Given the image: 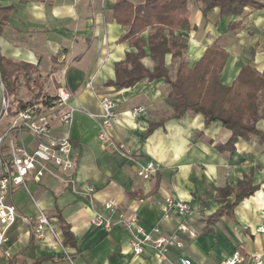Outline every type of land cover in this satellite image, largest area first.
I'll return each instance as SVG.
<instances>
[{"label": "crops", "instance_id": "1", "mask_svg": "<svg viewBox=\"0 0 264 264\" xmlns=\"http://www.w3.org/2000/svg\"><path fill=\"white\" fill-rule=\"evenodd\" d=\"M117 1L0 0V7L15 8L0 36V83L7 81L16 99L23 102L40 96L54 98L63 86L72 93L71 107L75 109L67 126L52 120L54 137L71 138L75 168L69 175L73 182L63 181L70 178L67 175L60 179L47 175L39 184L30 177L26 186L11 190L8 202L33 221L30 225L19 221L11 229L12 256L1 259L5 264H70L68 257L76 250L62 248L51 235L45 241L35 239L33 224L42 210L52 222L58 223L60 215L71 227L78 248L72 260L76 264H163L151 249L135 255L129 246L130 235L122 225L108 230L93 226L91 221L95 211L103 213L104 205L113 203L137 218L146 231L160 226L165 233H173L178 217L163 220L160 209L164 199L172 196L191 204L190 223L197 232L196 238L182 234L185 247L171 251L172 263L184 256L193 264H222L236 251L246 256L243 264H254V255H261L264 261V143L257 138L239 139L232 153H219L216 146L227 143L231 131L219 121L206 126L203 115L191 113L166 121L146 138L151 121L171 114L169 86L163 79H145L122 90L108 84L116 80L115 64L132 51L128 43H119L125 29L113 18ZM188 5L191 28L177 34L188 40L190 67L213 40H219L229 53L221 75L224 85H231L247 65L264 71V8L247 9L241 17L222 18L217 8L203 14L194 0ZM232 21H241L242 27L229 31ZM166 60L169 65L171 56ZM144 63L153 67L150 58ZM1 96L0 88V112ZM103 96L117 105L116 118L107 129L112 145L106 149L98 138ZM38 106L48 114L60 115L59 110L43 103ZM140 107L146 112L132 117ZM10 122L2 120L0 131L8 130ZM257 127L264 132V119ZM10 140L29 150L40 141L27 130L11 131L3 148L5 157H9ZM149 162L159 163L160 170L148 180L137 177V170ZM247 177L258 188L256 193L234 208L232 218L222 217L210 226L211 232H203L206 219L224 205L218 201L217 191L227 185L237 187ZM85 185L95 189L93 206L81 194ZM227 200L232 202L233 196ZM58 236L62 238L61 229Z\"/></svg>", "mask_w": 264, "mask_h": 264}, {"label": "trees", "instance_id": "2", "mask_svg": "<svg viewBox=\"0 0 264 264\" xmlns=\"http://www.w3.org/2000/svg\"><path fill=\"white\" fill-rule=\"evenodd\" d=\"M188 2L189 0H141L140 4H134L129 0H118L115 3L112 9L113 18L125 29L119 43H128L132 51L126 53L124 60L115 64L116 80L108 84L122 90L133 88L145 79L150 82L163 79L169 86L171 114L159 121H151L145 134L146 138L166 121L180 120L191 113L203 115L206 126L219 121L231 131L229 141L216 146L219 153H232L239 139L250 141L257 138L264 143V132L257 127L264 119V71L259 72L251 65H247L241 69L231 85H224L221 82V75L229 59V53L219 44V40H213L200 60L190 67L187 61L188 40L177 34L191 28ZM194 2L203 14L219 9L222 18L241 17L247 9L257 11L264 8V3L258 0H194ZM14 13L13 6L0 7V36ZM241 27V21H232L229 24V31L235 32ZM192 29L195 30L196 26ZM167 56H171L169 65ZM146 58L153 62L152 68L145 65ZM0 70L2 75L1 55ZM3 85L7 95L12 92L4 79ZM54 99L55 97L48 96L36 97L30 102H21V109L40 103L52 107ZM257 189L248 177L240 181L237 187L227 185L220 188L216 196L224 205L206 219L207 226L203 232H211L210 226L222 217L232 218L234 208L240 202L250 199ZM230 196H233L232 202L227 200ZM57 217L63 247L74 249L77 254V243L71 227L62 216ZM76 254H71L68 259L74 260Z\"/></svg>", "mask_w": 264, "mask_h": 264}, {"label": "built area", "instance_id": "3", "mask_svg": "<svg viewBox=\"0 0 264 264\" xmlns=\"http://www.w3.org/2000/svg\"><path fill=\"white\" fill-rule=\"evenodd\" d=\"M1 78V70H0ZM1 88V112L0 123L4 119H10L8 130L0 131V258L10 259L12 254L9 249L10 231L19 222L32 224L33 219L22 215L17 207L8 202L11 190L15 187L26 186L27 179L32 178L36 183H41L47 175L60 179L62 175L70 177V173L75 168V160L71 158L72 145L70 136L56 138L52 134V120L58 121L60 126H67L73 121L75 109L71 107L72 93L65 87L57 89L55 99L51 109L59 110V114H48L38 105L21 109L11 115V100L6 94L4 85ZM102 107V129L98 135L103 148H109L112 143L108 136L107 129L111 127L116 118V103L109 97L103 96L100 100ZM143 107L132 112V117L145 113ZM14 116V117H12ZM29 131L40 139L34 150H29L24 144H17L13 140L9 141V157H5L3 148L5 140L11 131ZM124 148V146H121ZM159 163L149 162L146 166L137 170V177L145 180L150 179L160 170ZM64 182L71 183L73 179L64 178ZM90 204L94 205L95 189L90 185H85L81 192ZM36 203V202H35ZM163 220H171L178 217L177 230L173 233H165L160 226L154 227L151 231H146L138 222L137 218L127 215L124 209L113 203L104 205L105 212L95 211L92 218L93 226L111 230L117 225H122L130 235L129 246L132 252L141 256L146 249H151L163 264H193V262L179 256L177 262L170 260L171 251L181 250L185 247L182 234L190 238H196L197 232L192 228L190 217L193 214V207L189 202L168 196L160 206ZM33 235L37 241H45L49 235L53 236L62 247V240L58 236L51 219L40 210L37 220L33 224ZM240 251H236L231 257L226 258L222 264H243L246 261ZM70 264H76L71 259ZM254 264H264L261 255L252 256Z\"/></svg>", "mask_w": 264, "mask_h": 264}, {"label": "rangeland", "instance_id": "4", "mask_svg": "<svg viewBox=\"0 0 264 264\" xmlns=\"http://www.w3.org/2000/svg\"><path fill=\"white\" fill-rule=\"evenodd\" d=\"M10 97H11L10 99H12L11 100L12 101V103H11V115H13V113L15 112V110L16 111H19L21 109V104H22L21 102H23V101H21L19 99H16L17 96H15V92H12V94H11ZM12 117H14V116H12ZM45 213L47 215V212H45ZM52 224H53V226H54L57 234L60 235V227H59V224L57 222H55V221L52 222ZM0 264H5L4 260L1 259V258H0Z\"/></svg>", "mask_w": 264, "mask_h": 264}]
</instances>
